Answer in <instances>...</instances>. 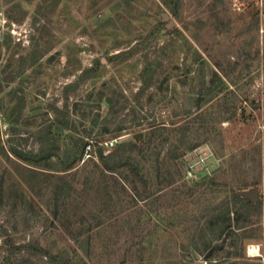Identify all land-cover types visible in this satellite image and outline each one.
Segmentation results:
<instances>
[{
  "label": "rangeland",
  "instance_id": "374dc122",
  "mask_svg": "<svg viewBox=\"0 0 264 264\" xmlns=\"http://www.w3.org/2000/svg\"><path fill=\"white\" fill-rule=\"evenodd\" d=\"M154 124L142 175L85 160ZM256 187L262 209L203 239ZM0 264H264V0H0Z\"/></svg>",
  "mask_w": 264,
  "mask_h": 264
},
{
  "label": "trees",
  "instance_id": "16d2710c",
  "mask_svg": "<svg viewBox=\"0 0 264 264\" xmlns=\"http://www.w3.org/2000/svg\"><path fill=\"white\" fill-rule=\"evenodd\" d=\"M163 5L172 13L173 16H177L179 14L181 0H163ZM164 16L165 14L163 15V19L166 20ZM163 22L164 21H160L159 23H157L156 26L152 29V32L147 37H143L140 39V41L135 43V45H133L129 49V53L125 56H128L129 54L132 53H137L143 48H145L151 37L160 36L161 32L163 34H166L165 32L166 28L164 27ZM114 58L116 57H113L112 59ZM99 65H101V62L99 60H96L94 62L93 68L86 69V71L84 72V76L92 72L93 69L95 70ZM109 102L111 104L112 101L109 99ZM198 115H200V113H196L194 117L196 118ZM189 120L190 119H188L187 121ZM58 121L61 124H64L63 120L59 119ZM105 121L107 122V119H105ZM187 121H185L184 123H186ZM163 127L165 126H161V124L151 125L150 128L151 133L149 134L152 135V138H150L148 141H146V138H144V136L142 138H135V141H124V142L121 141L116 145L115 149L113 151H110L108 154H104L105 152L104 147L100 146L98 150V156L100 157L104 169L109 171H117L122 168H126V166L129 165H131L130 167L135 168L136 164H132V163L136 161L138 164L139 156L146 155L147 151L149 149H152L153 141L151 139H153V137L156 136ZM183 127L184 125H180L179 128L182 129ZM122 129H123L122 127H117L116 129H114V134H116L114 137L119 136L118 133ZM49 133L50 136H56L55 132H53L52 129L49 130ZM84 149H85V145L83 146V152ZM119 155L121 156L120 163L116 164L115 166L111 165L110 160L113 158L117 159ZM66 170L68 171V169ZM134 172L138 176L143 174L142 172L140 173V171L137 169ZM141 179H145V177ZM244 189L242 191H245ZM240 192H238L237 190L232 191L230 202L232 206H234V210L232 209L233 207H228L225 211L219 212L217 210L218 213L213 212L212 214H210L206 226H204L201 229V234H202L201 236L203 237V239H206L208 235L213 238L223 237L226 233L234 229L233 226H235V228L237 229L241 228L242 221L243 220L247 221L251 212L262 209L263 200L261 199V197L258 196L256 201L253 202L249 198L240 195ZM232 213L236 216L234 218L235 221L234 225L232 224V218H231ZM210 245H211V241H209L208 243H204L205 248H209ZM15 249L17 251H22V252L23 251L31 252L32 255L39 254L48 257L51 260H54V262L56 263L59 260L57 254H53L52 252H49L45 248H43L41 244L34 243L31 241L28 243L17 245Z\"/></svg>",
  "mask_w": 264,
  "mask_h": 264
},
{
  "label": "built area",
  "instance_id": "2783aa9c",
  "mask_svg": "<svg viewBox=\"0 0 264 264\" xmlns=\"http://www.w3.org/2000/svg\"><path fill=\"white\" fill-rule=\"evenodd\" d=\"M121 137L112 138L109 140H106L105 142H99L97 143L95 140H89L85 144V151L84 156L85 160L91 159V158H97L98 157V150L97 146H101L106 148V151H110L112 147L116 146L119 143ZM189 176H193L194 178L198 179L197 175L194 174L193 170L188 171Z\"/></svg>",
  "mask_w": 264,
  "mask_h": 264
},
{
  "label": "water",
  "instance_id": "95a60500",
  "mask_svg": "<svg viewBox=\"0 0 264 264\" xmlns=\"http://www.w3.org/2000/svg\"><path fill=\"white\" fill-rule=\"evenodd\" d=\"M164 18H167V16L165 15ZM59 129H60V131L62 130L61 128H59ZM139 134L141 136H143L142 132ZM135 138H137V135L135 136ZM258 192H259V188L256 187V188L251 189V190L241 191L240 195L245 196V197L249 198L250 200H252L253 202H255L257 197H258Z\"/></svg>",
  "mask_w": 264,
  "mask_h": 264
},
{
  "label": "bare ground",
  "instance_id": "6f19581e",
  "mask_svg": "<svg viewBox=\"0 0 264 264\" xmlns=\"http://www.w3.org/2000/svg\"><path fill=\"white\" fill-rule=\"evenodd\" d=\"M249 253L251 255H259L260 254L259 247L257 245H250V247H249Z\"/></svg>",
  "mask_w": 264,
  "mask_h": 264
}]
</instances>
